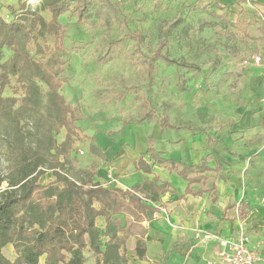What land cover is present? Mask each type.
Listing matches in <instances>:
<instances>
[{
  "label": "rangeland",
  "instance_id": "374dc122",
  "mask_svg": "<svg viewBox=\"0 0 264 264\" xmlns=\"http://www.w3.org/2000/svg\"><path fill=\"white\" fill-rule=\"evenodd\" d=\"M112 1L118 2L120 8L112 22L94 14L83 20L74 13L60 17L69 26L61 58L63 77L70 79L61 92L82 109L75 122L71 149L77 169L89 171L95 167L96 180H106L110 171L116 175L132 171V157L147 146L141 132L147 134V141L152 140L164 113L172 124L171 129L166 128L165 136L180 145L186 135H192L199 160L201 153L218 149V137H249L250 132L237 117H244L243 112L239 113L241 106L247 111L264 109V0ZM23 2L46 19L51 18L42 0H0V16L11 21L16 15L10 7L18 14ZM212 11L222 17H215ZM138 39L142 40L141 50ZM40 41L54 50L51 36ZM162 43V52L177 63L170 64L159 57L148 63ZM32 53L41 58L35 47ZM9 55L5 50V58ZM257 57L262 58L259 63ZM14 85L15 79L5 95L14 94ZM148 114L151 117L145 119ZM66 133L65 128L58 130V143ZM96 134H104L111 141V146L101 148L104 156L90 151V146L96 144ZM207 137L211 141L208 146ZM206 158L217 164L233 162L242 181L249 175L252 158L235 155V159L229 158V164L214 152ZM3 165L6 167L4 161ZM52 177V172H47L40 181L46 183ZM117 177L112 186L123 187L130 181L124 183L121 175ZM209 177L213 182L216 176ZM251 211L248 200H241L230 215L226 212L225 220L234 227L254 231L257 223L250 218ZM99 225L103 227V220ZM261 237L263 240L264 234ZM3 253L11 260L16 257L11 244ZM86 255L85 264H95L92 252Z\"/></svg>",
  "mask_w": 264,
  "mask_h": 264
},
{
  "label": "trees",
  "instance_id": "16d2710c",
  "mask_svg": "<svg viewBox=\"0 0 264 264\" xmlns=\"http://www.w3.org/2000/svg\"><path fill=\"white\" fill-rule=\"evenodd\" d=\"M42 2L51 13L49 20L39 11L27 8L26 2L20 4L22 10L18 14L10 7L16 15L11 21L0 16V264H41L42 260V264H85L87 251L92 252L96 264H130L126 245L131 235L137 238L135 250L139 258L146 252L144 217L157 211L149 202L176 189L158 176L123 189L94 179L95 167L89 171L77 169L71 149L75 122L82 109L61 92L70 79L63 77L61 58L69 26L60 17L74 13L83 20L94 14L112 22L120 13L119 3ZM211 14L222 17L216 11ZM46 35L55 40L54 50L42 45L40 40L44 41ZM141 44L138 39L140 50ZM164 45L147 59L148 63L156 57L177 63L162 52ZM34 47L40 59L32 53ZM5 50L10 52L7 58ZM13 79L14 94L5 95ZM150 117L151 114L145 115V119ZM160 125L162 129L171 126L167 114H163ZM60 128L67 133L58 143ZM90 151L104 156L95 144ZM148 154L155 163L178 172L188 181L186 194L204 193L202 189L193 192L191 185L201 182V173L211 169L205 163L186 164L150 147L134 161L136 168L145 173H152V166L145 159ZM47 172H52L53 177L42 183L40 179ZM8 244L16 253L13 260L3 253Z\"/></svg>",
  "mask_w": 264,
  "mask_h": 264
},
{
  "label": "crops",
  "instance_id": "0c3cea01",
  "mask_svg": "<svg viewBox=\"0 0 264 264\" xmlns=\"http://www.w3.org/2000/svg\"><path fill=\"white\" fill-rule=\"evenodd\" d=\"M242 107L239 113L243 112L244 117L238 115L237 121L245 124V128L250 132L249 137H244L243 134L233 138L227 135L218 137L220 143L218 149L201 153L200 160L197 158L198 152L196 150L194 152L192 135H186L179 145L176 140L165 136L167 127L162 129L159 123L157 135H152L153 139L148 140L151 142L148 146V141L145 139L147 134L141 132L140 136L143 138L142 142L147 144L146 148L132 157L134 166L132 171L114 174L115 178L121 175L124 183L130 180V184L127 182L121 188L131 189L138 182L158 176L161 181H168L176 191H168L162 194L158 201L149 202L150 206L157 208V211L153 215L148 214L144 217L143 225L147 230L144 238L146 252L143 258H139L135 250L137 238L131 235L126 245V256L130 264H207L208 261L216 258L218 243L216 240L206 239V233L224 237L233 236L238 228L225 220L226 212L230 215L235 210V204L244 199L248 200V206L252 210L250 218L255 219L257 223L256 230L249 231L248 227L245 229L253 241L262 240L261 235L264 234V109L247 111L248 109ZM171 126H168V129H171ZM241 127L240 125L238 129ZM95 142L100 149L102 146H111V141L105 138L104 134H96ZM210 142V137H207V146ZM232 145L237 147L233 149ZM150 147L160 151L164 157L186 164L205 163L210 167V170L201 173L204 176L201 182L191 185L193 192L202 189L204 193L202 195L186 194L188 181L178 172L170 171L164 165L155 163L149 154L145 156V159L151 164L152 173L138 170L134 161ZM234 150H236L235 153ZM213 152L222 155L228 164L229 158L235 159V155L252 158L249 175H245L242 181L233 168V162L227 165L208 160L206 156ZM212 162H215L214 165ZM211 174L216 176L213 177V182L210 181ZM104 180L100 178V181L104 182ZM257 231L260 233L257 234Z\"/></svg>",
  "mask_w": 264,
  "mask_h": 264
},
{
  "label": "built area",
  "instance_id": "2783aa9c",
  "mask_svg": "<svg viewBox=\"0 0 264 264\" xmlns=\"http://www.w3.org/2000/svg\"><path fill=\"white\" fill-rule=\"evenodd\" d=\"M261 59L257 57L256 63H259ZM80 152L84 154V151ZM104 182L106 185L117 182L113 172L106 174ZM205 238L216 240L218 243L216 258L208 261L207 264H264V241H253L243 226H240L230 237L206 233Z\"/></svg>",
  "mask_w": 264,
  "mask_h": 264
}]
</instances>
